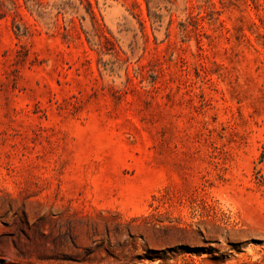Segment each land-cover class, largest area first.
Wrapping results in <instances>:
<instances>
[{
    "label": "rangeland",
    "instance_id": "obj_1",
    "mask_svg": "<svg viewBox=\"0 0 264 264\" xmlns=\"http://www.w3.org/2000/svg\"><path fill=\"white\" fill-rule=\"evenodd\" d=\"M0 264H264V0H0Z\"/></svg>",
    "mask_w": 264,
    "mask_h": 264
}]
</instances>
